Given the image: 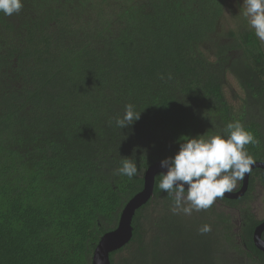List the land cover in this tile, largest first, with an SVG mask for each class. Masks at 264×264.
<instances>
[{
    "label": "trees",
    "instance_id": "trees-1",
    "mask_svg": "<svg viewBox=\"0 0 264 264\" xmlns=\"http://www.w3.org/2000/svg\"><path fill=\"white\" fill-rule=\"evenodd\" d=\"M128 104L140 119L119 128ZM234 121L264 163V46L229 0H23L0 13V264H92L147 169ZM126 158L131 179L114 174ZM159 175L111 264H264L250 206L264 170L244 197L190 215L172 212Z\"/></svg>",
    "mask_w": 264,
    "mask_h": 264
},
{
    "label": "clouds",
    "instance_id": "clouds-1",
    "mask_svg": "<svg viewBox=\"0 0 264 264\" xmlns=\"http://www.w3.org/2000/svg\"><path fill=\"white\" fill-rule=\"evenodd\" d=\"M22 8L23 0H0V13L5 16L19 13ZM240 14L259 41L264 43V0H243ZM140 116L141 113L128 104L115 124L125 129ZM223 131L225 135L189 137L180 143L174 156L160 162L167 172L159 175L158 187L172 197L174 214L183 212L190 215L193 210L209 209L218 198L223 199L226 193H233L238 182L251 172L254 160L245 146L256 143L254 135L239 121L229 122ZM114 174L131 179L138 174V167L126 158ZM210 231V225L200 228L201 234Z\"/></svg>",
    "mask_w": 264,
    "mask_h": 264
},
{
    "label": "water",
    "instance_id": "water-1",
    "mask_svg": "<svg viewBox=\"0 0 264 264\" xmlns=\"http://www.w3.org/2000/svg\"><path fill=\"white\" fill-rule=\"evenodd\" d=\"M264 170V163L255 162L252 165L251 172L246 174L242 181L243 185L237 192L226 193L228 200H238L248 191L249 180L253 170ZM167 169L160 166V162L151 165L144 176V188L134 198H132L123 209L118 226L113 231L105 234L92 257V264H111L112 253L128 245L134 236L133 220L137 211L146 205L154 196L156 177L158 174L166 173ZM187 187V186H186ZM264 221L261 222L254 231V244L258 250L264 253Z\"/></svg>",
    "mask_w": 264,
    "mask_h": 264
},
{
    "label": "rangeland",
    "instance_id": "rangeland-1",
    "mask_svg": "<svg viewBox=\"0 0 264 264\" xmlns=\"http://www.w3.org/2000/svg\"><path fill=\"white\" fill-rule=\"evenodd\" d=\"M231 3L232 7L239 12H241V7L243 4V0H229ZM242 15V14H240ZM264 46V43H263ZM225 92L227 99L235 106H239V98L243 96V92L241 87L239 86L237 80L232 76L228 75L227 80H226V87H225ZM250 206L253 209V213L256 216L257 220H264V188H256L253 194V200L250 203ZM229 214L233 218V223L235 228L238 229V225L240 223V216L239 213L235 210H230ZM236 229V231H237ZM127 256L126 253L122 254V257Z\"/></svg>",
    "mask_w": 264,
    "mask_h": 264
},
{
    "label": "flooded vegetation",
    "instance_id": "flooded-vegetation-1",
    "mask_svg": "<svg viewBox=\"0 0 264 264\" xmlns=\"http://www.w3.org/2000/svg\"><path fill=\"white\" fill-rule=\"evenodd\" d=\"M254 171V170H253ZM250 181H251V179H250ZM250 184H251V182H250ZM260 188V189H263L264 187L262 186V184L260 183V181L258 180V181H256L255 182V184H254V191H255V189L256 188ZM238 191V187L233 191V192H237ZM254 191H253V193H252V196H253V194H254ZM245 196V195H244ZM243 196V197H244ZM239 200V199H238ZM252 200H253V198L251 199V201H250V203L252 202ZM231 210V209H230ZM228 212H230L229 210H227ZM255 215V214H254ZM261 221L263 222L264 220H260V223H261ZM262 238L264 239V233H263V235H262Z\"/></svg>",
    "mask_w": 264,
    "mask_h": 264
}]
</instances>
